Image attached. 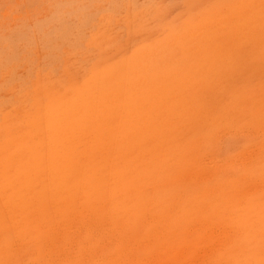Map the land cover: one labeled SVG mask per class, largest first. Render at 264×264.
I'll return each instance as SVG.
<instances>
[{"label": "rangeland", "instance_id": "1", "mask_svg": "<svg viewBox=\"0 0 264 264\" xmlns=\"http://www.w3.org/2000/svg\"><path fill=\"white\" fill-rule=\"evenodd\" d=\"M87 225L264 264V0H0V264Z\"/></svg>", "mask_w": 264, "mask_h": 264}, {"label": "bare ground", "instance_id": "2", "mask_svg": "<svg viewBox=\"0 0 264 264\" xmlns=\"http://www.w3.org/2000/svg\"><path fill=\"white\" fill-rule=\"evenodd\" d=\"M69 219L67 221H69ZM73 220H74V218H73ZM61 223L62 222L57 223L58 228H60V226H62V225L64 226V223H62V224ZM54 226H56V223H55ZM65 226H67V225H65ZM69 226H71V225H69ZM73 227H74V225H73ZM61 229H58V233L60 232ZM64 230H66V229H64ZM62 233H65V232L62 231ZM69 234H70V232H69ZM60 238H61V236H60ZM114 238H116L118 240L119 239H123L124 240L122 242V247L119 248L116 245L117 240H114L111 243V247L114 248V249H116V250L112 251L111 248L109 250H106L105 243H108L109 244L110 243V240L111 239H114ZM63 239H65V238H63ZM70 244L71 243H69L68 245H70ZM66 247H68L67 246V242H66ZM66 247L65 248L62 247L63 248V249L61 248L62 251L59 252V250H57V249L55 250V246H54V249L53 250H55V252H57V251L59 252V256H58L59 262L57 264H69L70 263L69 262L70 260L71 261L73 260L72 264H80L78 261L80 259H82V258H83L82 261L85 264H143V261H144V257L140 256L141 254H139V256L137 254H134V255H136L135 259H131L130 256H128V257L125 256L126 258H123L122 259V256L121 255H129L131 253V251L133 250V248H132L133 247V242L130 241V240H127V239L122 238L120 236V234H119V231H118V233H115V234L111 235V233H109V231L108 232H106V231L105 232H100V231H98L92 225H87L86 229H84L83 237H81V239H78V241H76V243H73L72 244V247L71 248L73 250L70 251V253H71L70 255H69V248H66ZM39 248H42V246H40ZM47 248H44V249H47ZM120 249H121V253H120V251H117V250H120ZM39 252H41V251H39ZM43 253H45V255H46L45 250H44ZM43 253H41V254H43ZM53 255H51V256H53ZM67 256H70V260L68 259ZM10 257L11 256H9V258ZM77 257H79V260L76 261L75 258H77ZM28 258L26 257V259H28ZM74 260H75V263H74ZM10 261H11V259H10Z\"/></svg>", "mask_w": 264, "mask_h": 264}]
</instances>
